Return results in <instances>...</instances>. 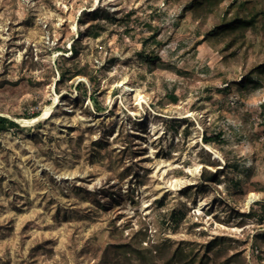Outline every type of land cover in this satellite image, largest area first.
<instances>
[{
    "label": "rangeland",
    "instance_id": "rangeland-1",
    "mask_svg": "<svg viewBox=\"0 0 264 264\" xmlns=\"http://www.w3.org/2000/svg\"><path fill=\"white\" fill-rule=\"evenodd\" d=\"M198 1L0 0V264H264V0Z\"/></svg>",
    "mask_w": 264,
    "mask_h": 264
},
{
    "label": "trees",
    "instance_id": "trees-1",
    "mask_svg": "<svg viewBox=\"0 0 264 264\" xmlns=\"http://www.w3.org/2000/svg\"><path fill=\"white\" fill-rule=\"evenodd\" d=\"M203 2V0H199L197 2V4H201ZM250 19L249 17H246V15H243V13L237 12L236 15L227 20L226 18L223 19L222 23L220 22V24L215 27L216 31H237L239 29H241L242 27H246L248 25H250L251 22H253V19L251 20H247ZM246 78V77H245ZM86 93V90H85ZM39 116L38 114H34L33 118ZM14 128H19V125L13 121H10L7 118L4 117H0V132H6L9 131L11 129ZM155 252H157V250H154Z\"/></svg>",
    "mask_w": 264,
    "mask_h": 264
},
{
    "label": "bare ground",
    "instance_id": "bare-ground-1",
    "mask_svg": "<svg viewBox=\"0 0 264 264\" xmlns=\"http://www.w3.org/2000/svg\"><path fill=\"white\" fill-rule=\"evenodd\" d=\"M76 28L74 27V30ZM51 113V110H48L47 112H45L43 114V116L39 117V118H36V119H31V120H24V119H21V120H17L23 127H28V126H31V125H34L36 124L38 121L40 120H44V119H47L49 117Z\"/></svg>",
    "mask_w": 264,
    "mask_h": 264
}]
</instances>
